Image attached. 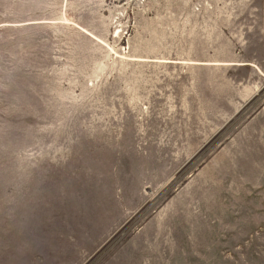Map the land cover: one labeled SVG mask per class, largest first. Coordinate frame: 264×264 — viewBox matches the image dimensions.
I'll list each match as a JSON object with an SVG mask.
<instances>
[{
  "label": "rangeland",
  "instance_id": "obj_1",
  "mask_svg": "<svg viewBox=\"0 0 264 264\" xmlns=\"http://www.w3.org/2000/svg\"><path fill=\"white\" fill-rule=\"evenodd\" d=\"M0 264H264V0H0Z\"/></svg>",
  "mask_w": 264,
  "mask_h": 264
}]
</instances>
